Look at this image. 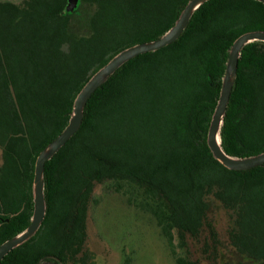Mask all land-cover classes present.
Wrapping results in <instances>:
<instances>
[{
  "label": "trees",
  "instance_id": "obj_1",
  "mask_svg": "<svg viewBox=\"0 0 264 264\" xmlns=\"http://www.w3.org/2000/svg\"><path fill=\"white\" fill-rule=\"evenodd\" d=\"M190 1L79 0L69 11V0H0V246L30 226L36 160L85 84L121 51L162 37ZM254 31L264 32L263 3L210 0L177 42L117 71L46 164L38 233L0 264H88L93 195L108 183L151 216L176 264H214L222 253L237 260L224 264H264V166L231 171L207 143L230 50ZM220 142L231 157L264 153L263 42L241 53Z\"/></svg>",
  "mask_w": 264,
  "mask_h": 264
},
{
  "label": "water",
  "instance_id": "obj_2",
  "mask_svg": "<svg viewBox=\"0 0 264 264\" xmlns=\"http://www.w3.org/2000/svg\"><path fill=\"white\" fill-rule=\"evenodd\" d=\"M209 1L210 0H191L183 10L175 25L162 37L155 41L138 44L121 51L115 57H113L104 67L96 72L85 84V86L82 88L75 99L73 114L70 118L68 126L39 154L36 160L33 183L34 213L31 224L24 232L6 241L0 246V263L13 250L31 240L41 228L47 212L44 181L46 164L47 162L52 160L53 157L80 130L84 121L85 108L92 96L129 61L135 59L140 55L156 52L177 42L183 35L184 31L187 29L189 22L195 12L202 5ZM256 1L264 4V0ZM78 2L79 0H69L68 10H74L77 7ZM253 42L264 43V32H248L240 36L234 42L230 50L219 102L213 115L208 132L207 143L214 158L219 161L225 168L231 171H248L264 166V153L248 158H235L229 156L223 150L220 142L221 127L226 116L232 91L237 79L239 59L241 57L243 49ZM41 264L62 263L55 257H48Z\"/></svg>",
  "mask_w": 264,
  "mask_h": 264
},
{
  "label": "rangeland",
  "instance_id": "obj_3",
  "mask_svg": "<svg viewBox=\"0 0 264 264\" xmlns=\"http://www.w3.org/2000/svg\"><path fill=\"white\" fill-rule=\"evenodd\" d=\"M16 3L22 0H2ZM92 10L83 7L79 17L88 18ZM75 30L83 33V24L75 22ZM2 163L0 151V165ZM113 186L105 184L98 187L93 195L92 207L88 217V240L86 253L88 264H176L160 230L147 213L129 206L127 197L113 191ZM215 216L222 222L226 214L215 205ZM215 218V219H216ZM221 222L220 233L227 225ZM214 264L237 261L221 254ZM203 264H207L205 261ZM213 264V263H211Z\"/></svg>",
  "mask_w": 264,
  "mask_h": 264
},
{
  "label": "crops",
  "instance_id": "obj_4",
  "mask_svg": "<svg viewBox=\"0 0 264 264\" xmlns=\"http://www.w3.org/2000/svg\"><path fill=\"white\" fill-rule=\"evenodd\" d=\"M1 166V165H0Z\"/></svg>",
  "mask_w": 264,
  "mask_h": 264
}]
</instances>
